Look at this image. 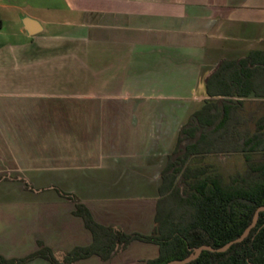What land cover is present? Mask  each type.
Segmentation results:
<instances>
[{
    "label": "crops",
    "instance_id": "0c3cea01",
    "mask_svg": "<svg viewBox=\"0 0 264 264\" xmlns=\"http://www.w3.org/2000/svg\"><path fill=\"white\" fill-rule=\"evenodd\" d=\"M0 15V257L42 245L58 264L156 257L158 245L133 240L62 262L92 242L75 203L101 225L152 231L167 155L151 140L160 105L135 95L198 92L200 108L219 62L264 52V0H0ZM25 17L40 30L28 33Z\"/></svg>",
    "mask_w": 264,
    "mask_h": 264
},
{
    "label": "trees",
    "instance_id": "16d2710c",
    "mask_svg": "<svg viewBox=\"0 0 264 264\" xmlns=\"http://www.w3.org/2000/svg\"><path fill=\"white\" fill-rule=\"evenodd\" d=\"M2 23L0 15V27ZM205 89L210 98L180 128L161 171L152 231L126 233L101 225L77 202L74 213L92 233V242L74 247L62 262L91 254L107 258L112 251L139 240L158 245V255L144 264H164L190 256L201 245L221 247L251 223L255 210L264 205V119L256 122L254 131L242 130L238 109L242 99L234 97H264V52L219 62L205 78ZM230 155L242 159V166L232 172L224 173L210 160ZM56 190L75 199L71 193ZM35 257L58 264L52 250L43 245L22 258L0 257V264H20ZM181 264H264V210L242 241L225 251L204 249Z\"/></svg>",
    "mask_w": 264,
    "mask_h": 264
},
{
    "label": "rangeland",
    "instance_id": "374dc122",
    "mask_svg": "<svg viewBox=\"0 0 264 264\" xmlns=\"http://www.w3.org/2000/svg\"><path fill=\"white\" fill-rule=\"evenodd\" d=\"M3 1H9L20 6H25L26 4H29L30 0H28V2H26L25 0ZM14 15L15 13L12 12L7 16V18H13ZM182 81L186 83L190 80L187 78H183ZM167 88L170 89L169 87ZM202 95L203 94L198 92L192 94L183 92L181 94L165 93L135 95L136 101H151L160 105L159 110H150V113L152 115L151 119H158V122H155L151 125V140L153 141L155 147H157L158 143L160 147H162L160 158L163 159L162 153H165L167 155L166 162L168 159V155L173 151L175 147L180 128L186 123L193 110L199 107L202 100ZM238 109L240 111V116L242 117V130L246 129L250 132L254 131L256 122H258L259 119H264V99L243 100ZM147 112L148 111L144 112L145 116H147ZM210 160H214L216 165L224 173L232 172L242 166V159L236 155H230L227 157L214 156Z\"/></svg>",
    "mask_w": 264,
    "mask_h": 264
},
{
    "label": "water",
    "instance_id": "95a60500",
    "mask_svg": "<svg viewBox=\"0 0 264 264\" xmlns=\"http://www.w3.org/2000/svg\"><path fill=\"white\" fill-rule=\"evenodd\" d=\"M22 22L24 24L25 29L30 34H34V33L38 32L40 30L39 23L36 20H34V19H31L29 17H25V18H23ZM261 210H264V205L259 206L255 210V213H254V216L252 218L251 223L243 230V232L238 237H236L235 239L230 240L227 243H225L223 246L215 248V247H211L209 245H201V246L195 248L194 252L190 256H188L186 258H183V259L170 260V261H168L167 263H164V264L186 263V262L190 261L191 259L196 258L200 254V252L202 250H204V249H208V250H211V251H218V252L225 251L231 244H233L235 242L242 241L248 235L250 229L256 224V221H257V218H258V214H259V212Z\"/></svg>",
    "mask_w": 264,
    "mask_h": 264
}]
</instances>
